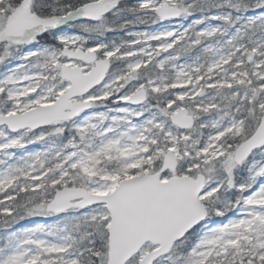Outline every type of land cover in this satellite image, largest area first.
Here are the masks:
<instances>
[{
	"label": "snow or ice",
	"instance_id": "snow-or-ice-1",
	"mask_svg": "<svg viewBox=\"0 0 264 264\" xmlns=\"http://www.w3.org/2000/svg\"><path fill=\"white\" fill-rule=\"evenodd\" d=\"M0 264H264V0H0Z\"/></svg>",
	"mask_w": 264,
	"mask_h": 264
}]
</instances>
